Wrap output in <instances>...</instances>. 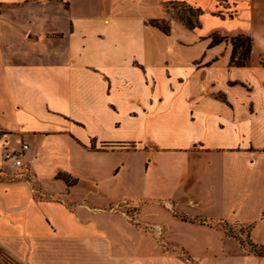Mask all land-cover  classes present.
<instances>
[{"label":"crops","instance_id":"0c3cea01","mask_svg":"<svg viewBox=\"0 0 264 264\" xmlns=\"http://www.w3.org/2000/svg\"><path fill=\"white\" fill-rule=\"evenodd\" d=\"M175 4L198 8V27L188 28ZM213 34L249 35V65H231V43L211 45ZM259 55L264 0H0V158L20 141L29 146L20 179L0 176L11 195L0 205V246L21 264H264L227 249L232 238L206 223L250 226L251 241L264 246ZM132 169L141 170L140 195L109 199L102 177ZM47 172L61 188L44 187ZM35 191L55 199H34ZM123 199L135 201L150 231L116 209ZM113 215L138 235L134 253L104 223ZM175 225L216 240L195 253ZM158 241L183 249L188 263Z\"/></svg>","mask_w":264,"mask_h":264},{"label":"rangeland","instance_id":"374dc122","mask_svg":"<svg viewBox=\"0 0 264 264\" xmlns=\"http://www.w3.org/2000/svg\"><path fill=\"white\" fill-rule=\"evenodd\" d=\"M175 10L178 11V14H181L183 16L188 15V10L179 4H175ZM257 62L263 63L264 55H259ZM0 138H1V132H0ZM2 147L4 149V146L1 144V151L3 150ZM0 162H1L0 176H3L4 174H6L9 179H12V180L20 179L18 174L24 171L25 167H22L20 169H13L3 163V158H0ZM130 165H133L134 167L139 166L138 159L133 158ZM163 171H161V173ZM48 172L43 174L44 175L43 178H45L44 184H43L44 187L50 190H53V189L56 190V189L61 188L60 183L48 181L46 179L49 177L48 174L50 172L49 173ZM117 177L118 178L112 177L110 174H106L102 177L104 181L102 185V191H104L108 195L109 199L116 200L124 196L126 192L129 193V196H134V198H135V195H140L142 191V187H143V179L141 177V170L138 171V170L132 169V171L123 173L121 175L119 174ZM153 187H155V185H152L150 188H153ZM33 188L34 189L38 188L36 183L33 185ZM83 193L84 192L80 191L77 194H73V198H80L83 195ZM10 197H11L10 193L6 194L3 190L0 189V205L2 204V205L7 206V204H9L10 202ZM33 197L34 199H37V200H54L55 199L54 196H51L49 194L45 195L37 191L34 192ZM90 197L93 199L94 202L98 204L101 203L103 199H105L103 196L98 195V194L90 195ZM66 204L68 205L67 207H69L70 209H74L75 202H73L72 200H68ZM134 204H135V201L131 202L130 200L123 199L119 202L118 205H116V209L121 211L122 213H125L128 216V219L132 222V224L136 226V228L141 229V230L145 229L146 231H150L148 227L145 228L144 226H142V224H140V222L137 221L138 220L137 218L138 208L135 207ZM111 205L112 204H110V207ZM51 213L54 214L55 216L57 215L55 211H52ZM66 215L67 214H65L64 216ZM67 217L68 216H66V218ZM102 218L103 220L109 219V217L107 218L106 216L100 217L101 220ZM198 219H201V218H197L196 220L197 222H199ZM110 220H112L113 222L106 221L104 223L110 225L109 227L107 226V228L109 229V231H112L114 233L116 237L115 238L116 244H118L119 242H123V244L125 243L124 246L120 244V247L123 248V251L128 252V253L130 252L134 253V247L136 246L138 242L137 241L138 235L133 234L131 230H130L131 233L129 232L127 224L123 222L121 217L117 215H113V218H110ZM102 223L103 222H101V224ZM206 223L219 224L224 229L225 234L229 238L231 237L232 239H234V240L227 239V241L223 240V242L226 241L225 246L227 249L234 250L236 247H238L237 249L238 252L248 253V254L251 253L250 246H249L251 242V238L249 234L250 226H245V225H241L238 223L228 224L224 221H214V222L206 221ZM5 228L10 229L11 227L3 226L2 229H5ZM175 232L177 233L178 238L183 240V242L187 244V246L190 248L191 251L195 253L199 252V254H204L203 253L204 250L202 247L205 244H207V242L209 244L211 240H216L214 235L208 234L204 230H198L192 226H187V227L181 226L180 227L178 225H175ZM218 242H220V240H218L217 243ZM223 242L221 243L222 245H223ZM157 243L159 246L162 247L164 252L176 251L177 253L180 254L181 259H183L185 262L188 263L187 259H189V257L186 255L183 249L175 250L174 248L170 247L169 244L166 243V241H162V242L158 241ZM236 243H237V246H236ZM146 248H148V243L144 242L142 244V249H146ZM0 264H21V263L17 262L4 248L0 246Z\"/></svg>","mask_w":264,"mask_h":264},{"label":"trees","instance_id":"16d2710c","mask_svg":"<svg viewBox=\"0 0 264 264\" xmlns=\"http://www.w3.org/2000/svg\"><path fill=\"white\" fill-rule=\"evenodd\" d=\"M185 8L188 10V15L183 16L181 14H178L179 18L183 21V23L188 28L198 27L199 9L194 8L192 6H185ZM150 23L155 25L156 27H158L165 33L169 31V26L167 22H165L164 20L162 21L152 20ZM222 41L230 42L232 45V51H231L230 61H229L231 65H236V66L249 65L250 54H251V49H252V40L249 35L236 34L232 36H228V35L221 36L219 34H213L211 36L210 44L214 45ZM62 176L68 185L73 184L71 180H69L68 175H62ZM249 246H250V252H251L249 254L264 257V246L263 245L257 244L251 241Z\"/></svg>","mask_w":264,"mask_h":264},{"label":"built area","instance_id":"2783aa9c","mask_svg":"<svg viewBox=\"0 0 264 264\" xmlns=\"http://www.w3.org/2000/svg\"><path fill=\"white\" fill-rule=\"evenodd\" d=\"M26 142L20 141V146L14 150H6L3 154V163L11 168L24 166L25 153L28 149Z\"/></svg>","mask_w":264,"mask_h":264}]
</instances>
